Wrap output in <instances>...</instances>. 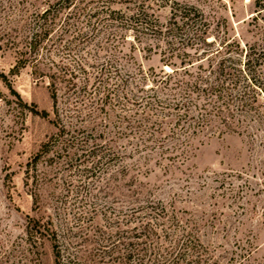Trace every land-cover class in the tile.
Returning a JSON list of instances; mask_svg holds the SVG:
<instances>
[{
  "label": "rangeland",
  "instance_id": "374dc122",
  "mask_svg": "<svg viewBox=\"0 0 264 264\" xmlns=\"http://www.w3.org/2000/svg\"><path fill=\"white\" fill-rule=\"evenodd\" d=\"M54 1L0 0V72L20 96L0 78V264H53L52 241L27 233L30 218L56 232L62 264H134L129 256L132 243L143 238L134 233L145 223L154 225L161 207L198 239L204 256L216 264H264V137L206 133L199 141L194 136L187 153L181 151L187 149L183 145L165 156L157 154L151 140L145 142L146 136L136 130L146 109L135 101L159 96V89L151 90V77L138 81L150 68L171 71L164 63L187 62L180 63L182 48L175 51L177 56L164 55L165 42L173 38L131 28L115 32L121 36L108 42L102 34L74 40L72 32L56 39L59 30L50 34L52 40L50 35L45 38L39 57L50 56V73L64 75L57 81L56 107L62 121L54 122L48 79L36 78L30 64L11 73L18 54L6 42V32L16 31L25 42L35 12ZM178 1L198 7L207 23V42L197 41L196 50H187L198 58L186 65H193L190 70L208 73L217 61L235 57L236 45L240 54L262 53L264 11L258 9V0ZM147 3L152 7L148 13L163 29L168 26L171 3ZM107 4L126 7L123 0ZM79 21L72 22L80 26ZM191 27L188 24L185 33ZM81 29L88 33L87 26ZM80 64L86 71L77 69ZM66 67L74 69L76 86L68 80ZM42 110L49 116L34 113ZM155 116L165 117V131L171 128L170 117L160 112ZM60 125L65 131L54 141ZM51 139L50 150L34 163ZM149 204L159 207L151 217L134 212ZM166 221L157 228L160 235Z\"/></svg>",
  "mask_w": 264,
  "mask_h": 264
},
{
  "label": "trees",
  "instance_id": "16d2710c",
  "mask_svg": "<svg viewBox=\"0 0 264 264\" xmlns=\"http://www.w3.org/2000/svg\"><path fill=\"white\" fill-rule=\"evenodd\" d=\"M148 1L123 0L126 10L113 9L107 4L109 0H55L50 2L46 8L33 15L31 35L26 36L25 42L20 41L21 37L18 38L17 31L14 34L6 32V42L11 45V48L16 49L18 54L10 72H18L20 68L30 64L33 69L32 74L36 78L48 79V88L52 94L56 116L54 122L59 123L62 118L56 107L57 81L64 80V75L50 73V66L53 65L50 56L42 57L41 55L39 57V52L45 48L43 45L45 38H48L51 33H56L57 30L60 32L55 34V36L58 35L56 39L62 38L67 32H72L74 40L85 36L88 39L95 38L102 34L105 35V42H108L113 36L115 37L117 35L115 32L126 31L130 28L136 29L143 35L158 37L167 35L166 39L171 37L174 41L170 38L167 39L165 42L167 49L164 50L165 52L163 51L164 55L177 56L175 51L182 48L183 59L180 63L187 62L186 65H189L192 58L198 60L197 56H194L195 54L191 55L187 50L191 48L196 50L197 41L207 42L205 35L208 29L204 13L189 3H181L178 0H160L171 3L169 25L163 29L154 14L148 13V9L152 8L147 3ZM256 3L258 9L264 11V0H258ZM133 6L135 10L130 11ZM66 9L67 11L63 13ZM260 19L264 22V13ZM74 20H80L81 25H74L72 22ZM188 24L193 27L185 33V27ZM85 26H87L88 33L81 29ZM48 40H52L51 35ZM101 49H104V46ZM236 49L242 53L239 45H236ZM238 51L235 57L217 61L215 68L211 65L213 68L205 74L190 70L189 67L193 65L174 66L172 63H164L171 67V71H163V69L156 71L154 68H150L148 69L150 73L143 72L141 74L138 82L148 81L151 77L154 83V86L151 85L153 87L151 90L156 92V89H159L160 94L158 96L154 92V95L138 97L139 100H136L135 103L145 107L146 112L142 122L138 121L135 127L136 130H139L140 136L143 134L146 136L145 142L151 140V143L155 145L154 148L158 149L157 154L165 156L164 153L176 151L183 145L187 146V149L182 148L181 151L187 153L192 147L195 137L197 136V141H199L198 138L206 133L208 135L237 133L248 135L251 138L264 137V102L260 101V98L264 96V77L259 74L264 75V49L257 56L248 51H245L244 54H240ZM195 53L197 54V51ZM228 61L229 65L226 64ZM197 68H202V64ZM77 69L86 71L84 64L78 65ZM66 71L69 72L71 78L68 80L72 86H76L75 81L72 80L76 75L74 69L66 67ZM0 78L5 81L12 94L20 98L18 92L11 87L6 74L0 72ZM153 98L155 99L152 101ZM157 112L170 117L172 125L168 131L164 130L165 126L162 122V118L165 117L155 116ZM34 113H39L42 117H48L50 114L46 110L34 111ZM153 116H155L154 119H152ZM143 122L147 127L145 129H142ZM60 131L54 141L63 136L64 125H60ZM192 135L193 138L188 140ZM54 141L51 139L50 142L42 145L40 153L33 159L34 163L40 154L50 150ZM158 208L149 204L134 208V212L151 217V213ZM159 212L154 225L151 224L149 227V223H145L141 225L139 231L134 233V237L138 239L143 237L142 241L132 243V252L129 256L133 259L134 264H216L208 254L204 256L205 248L198 239H192L189 231L181 229L177 219L167 217L164 207H161ZM165 218L168 224L164 227L163 235H160L157 228L165 224L162 222ZM27 233L38 234L39 238H50L54 257L53 264H62L57 235L50 225L30 218ZM146 240L151 244H148Z\"/></svg>",
  "mask_w": 264,
  "mask_h": 264
}]
</instances>
